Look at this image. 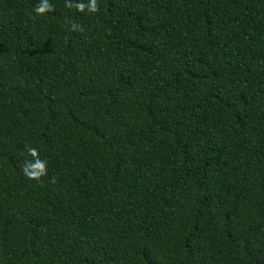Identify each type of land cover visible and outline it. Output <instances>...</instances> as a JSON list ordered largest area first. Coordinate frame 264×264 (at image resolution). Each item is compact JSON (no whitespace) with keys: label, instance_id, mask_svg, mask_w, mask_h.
<instances>
[{"label":"trees","instance_id":"trees-1","mask_svg":"<svg viewBox=\"0 0 264 264\" xmlns=\"http://www.w3.org/2000/svg\"><path fill=\"white\" fill-rule=\"evenodd\" d=\"M48 2L0 0V264H264V0Z\"/></svg>","mask_w":264,"mask_h":264},{"label":"clouds","instance_id":"clouds-1","mask_svg":"<svg viewBox=\"0 0 264 264\" xmlns=\"http://www.w3.org/2000/svg\"><path fill=\"white\" fill-rule=\"evenodd\" d=\"M78 10L83 11L84 5H77ZM52 10V5L48 2V0H41V4L38 8L35 9L37 14H44L48 11ZM88 11L95 12L96 11V0H89ZM75 28L76 26L73 25ZM30 155L35 157L37 155V150L35 148L30 147L28 149ZM24 175L29 179L39 180L42 176L46 175V164L45 163H37L36 165H27L23 169Z\"/></svg>","mask_w":264,"mask_h":264}]
</instances>
